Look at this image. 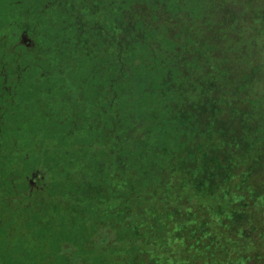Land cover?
I'll use <instances>...</instances> for the list:
<instances>
[{"label":"trees","instance_id":"16d2710c","mask_svg":"<svg viewBox=\"0 0 264 264\" xmlns=\"http://www.w3.org/2000/svg\"><path fill=\"white\" fill-rule=\"evenodd\" d=\"M0 264H264V0H0Z\"/></svg>","mask_w":264,"mask_h":264},{"label":"flooded vegetation","instance_id":"af4514ba","mask_svg":"<svg viewBox=\"0 0 264 264\" xmlns=\"http://www.w3.org/2000/svg\"><path fill=\"white\" fill-rule=\"evenodd\" d=\"M36 174H41V175L43 176L42 179L39 180L38 182H34V181H33V177H34V175H36ZM43 179H44V174H43L42 172L38 171V172H36V173L33 174V176H32V183H33L34 185H37V184H39Z\"/></svg>","mask_w":264,"mask_h":264},{"label":"rangeland","instance_id":"374dc122","mask_svg":"<svg viewBox=\"0 0 264 264\" xmlns=\"http://www.w3.org/2000/svg\"><path fill=\"white\" fill-rule=\"evenodd\" d=\"M42 175L41 174H36V175H34V177H33V181L34 182H38L39 180H41L42 179Z\"/></svg>","mask_w":264,"mask_h":264}]
</instances>
